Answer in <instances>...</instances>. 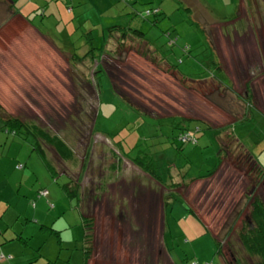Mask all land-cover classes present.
<instances>
[{
    "label": "rangeland",
    "instance_id": "374dc122",
    "mask_svg": "<svg viewBox=\"0 0 264 264\" xmlns=\"http://www.w3.org/2000/svg\"><path fill=\"white\" fill-rule=\"evenodd\" d=\"M94 1L90 0L87 8L91 9V4L96 7ZM238 2L137 0L138 15L128 16L133 28L140 26L137 22L141 18L156 20L154 15L148 16L150 10L161 12L157 25L143 22L148 23L147 40L158 48L160 56L153 55L154 46L151 52H146L138 42L129 40L124 46L137 48L139 55L134 50L120 56L117 44L118 55L114 57L113 50H109L102 61L103 71L100 69L96 74L91 64L80 67L74 64V85L64 87L63 84L60 91L61 87L50 83L52 93L45 91L43 95L41 90L35 92L33 83L39 80L45 84L46 75L34 74L30 62L41 59L44 48L35 49L34 38L24 33L28 26L14 19L6 5L0 3V75L6 79V86L24 83L20 87H29L27 90L31 92L14 94L13 101L0 93L4 99L1 103L11 110V115H17L27 125H35L50 139L62 140L72 150L71 158L62 159L40 136L43 156L35 150L33 137L6 132L0 119V191L10 204H0V213L4 216L0 225L3 224L1 230L5 233L0 236V244L13 257L8 264H168L163 258H155L160 229L148 220L150 214L158 210L159 215L161 209L165 210L171 193L178 189L175 185L181 183L177 179L179 173L188 174L187 178L192 180L200 178L213 170L220 159L225 163L212 178L194 183L184 180L188 186L180 188V194L206 224L209 235L199 218L187 209L184 198L174 195L169 209L171 233L167 247L171 254H179L177 264H259V257L252 256L244 247L241 236L248 231L249 223L253 231L256 229L248 210L255 198L264 202V175L258 178L257 169H252L251 163L243 159L246 150L227 137L229 132L223 136L228 152L222 156L218 141L220 130L191 121L202 119L213 127H221L241 119L243 106L231 92L240 93L242 84L239 89L234 83L230 88L220 82L194 84L183 81L173 72L177 68L192 79L213 76L205 66L210 63V45L217 53L223 52L217 48L216 25L223 29L225 36L233 35L234 29L240 34L250 27L261 30L264 0H244L239 14ZM248 40L252 38H246L247 46ZM233 41L241 45L244 39L233 38ZM228 44L223 39L225 49L230 47ZM248 55L251 57L250 52ZM108 73L113 83L107 78ZM50 75L53 74L50 72ZM48 80L56 81V77L49 76ZM27 81L29 86L25 87ZM3 83L0 80V86ZM91 89H95L93 94ZM254 123L258 124L257 119ZM185 125L191 128L197 125L201 129L197 133L198 145L179 142L180 126ZM254 127L259 135L261 126ZM234 135L257 160L264 158V145L259 147L257 135L247 127H239ZM145 155L148 158L143 162L147 167L151 165L149 168L157 179H149L145 176L148 173L133 166V159ZM19 164L25 168L19 170ZM259 165L264 170V165ZM71 180L73 187H79L82 192L86 207L82 209L89 216V226L94 228V232L87 230L88 244L82 242L85 234L77 208L79 197L71 194L75 191ZM165 182L171 185L167 186L168 193L163 189ZM44 191L46 196L42 194ZM161 192L166 193V205L159 198ZM247 193L250 201L245 198ZM99 201L106 204V208L101 207L102 213L107 218L114 217L107 231L106 223L96 231L98 212L94 210L99 211ZM89 206L92 208L88 209ZM96 232H99L98 248ZM216 242L222 246L220 255ZM84 246L90 258L87 263Z\"/></svg>",
    "mask_w": 264,
    "mask_h": 264
},
{
    "label": "crops",
    "instance_id": "0c3cea01",
    "mask_svg": "<svg viewBox=\"0 0 264 264\" xmlns=\"http://www.w3.org/2000/svg\"><path fill=\"white\" fill-rule=\"evenodd\" d=\"M1 1H6V0H1ZM8 1L12 2L15 8L17 9V11L20 13L17 16L12 15V17L14 19L17 18L18 20H21L23 24L28 26L26 27V30H24V33H27L28 37L30 33L31 36L34 38L33 41H34L35 49H37L38 46L44 48V53L41 55V59L32 60L30 62L31 69L35 71L34 74L37 73L40 75L44 73V76L46 75L45 84L41 81L39 82V80L36 81L37 83L39 82L38 84L33 83L35 92L38 90H41L40 94L42 95L45 93V91H47L48 94L52 93V91L50 90L52 88L50 83L53 84L54 87H61L63 86V84H64V87H66L67 84L74 85V80L72 76V69H74L73 67L74 64H76L78 67L83 66V65L87 66V64H89L90 66L91 64V66H93V69L96 70L95 71L96 74L100 71V69L103 71L105 68H104L102 61L108 55V51L113 50L111 51V53H114L113 54L114 57L118 55L116 52L117 41H114L112 39L114 37L119 39V36L118 35L114 36L112 34L110 35V33L107 32V29H109V27L112 25H122V26L125 25V26L133 27L132 24L129 22L128 16L131 15L132 13L134 16L138 15L137 10L135 9V3L137 2V0H131L127 4L122 3V2L115 4L114 3L115 0H96L94 1L96 3L95 4L96 7H94L93 4H91L92 6L91 9L87 8V6L90 5V0H8ZM105 1H107L110 5H108ZM131 4H132V7H129L131 6ZM243 4H244V0H239L238 10H237L238 14L240 13V7H242ZM77 6L78 7L84 6V7L83 9L76 10ZM92 10H94L95 12H93ZM122 10H125V11H122ZM245 17H246V14H245ZM159 19L160 18H158V20ZM236 20H238V18H236L234 21ZM28 21H31L33 25H31ZM143 22H151V21H147L146 19L141 18L140 21L137 22V24L140 26L139 27L135 26L134 28L140 29L143 32L147 33L149 31V28L147 25L148 23H143ZM216 26H217L216 36L218 38V41H217L218 45L217 44L216 45L218 49L222 48L223 52L219 50L220 52L217 53V51L214 50L213 47L210 45V48H211L210 63L207 66H205V70L213 73V76L208 77L206 75L201 78L194 77L192 79V77L190 78L186 76L188 74H183L177 68L174 69L173 72L179 75L183 79V81L195 82L194 84L205 83V82H220L222 85L230 88V85L233 86L232 83H234V86L236 87V89H239L240 84H242L243 89L240 88L241 90L240 93L234 92L236 93L234 94L236 99L239 102H241L243 106V112L241 114L242 117L241 119H238L236 121L234 120L232 123L229 122L228 124L223 125L221 127H216V126L213 127V125L208 124L205 120H202V119H192L191 121L209 125L213 129L220 130L221 133H219V136H218V141L220 142L219 143L220 146L222 145V139L224 138L223 136L225 132L232 133L233 136H235L234 134L235 132L238 133L239 127L241 129L247 127L248 130H250L253 134L257 135L258 131L254 126L255 125H257L258 127L261 126L260 134L257 135V138H258L257 143L260 145L259 147H261L264 145V26L262 25L261 30L259 29L254 30L252 29V27H250L249 30L244 31L242 34L239 33L238 29H234L233 35H227V36L224 35L223 29L219 25H216ZM144 27H146L145 30H144ZM21 34L23 36V31L21 32ZM104 37L108 39L106 42L107 52L102 54L101 58L98 60L95 59V54H93V56L88 57L87 56L88 53L92 51L93 47H95L94 46L95 38L103 39ZM241 37H243L244 39V42H242L243 44L235 45L233 38L237 39ZM250 37L252 38V40L250 41L248 40L249 45L247 46L245 44V41H246V38H250ZM76 39H80V42L77 44H76ZM223 39H225L227 43H229L228 44V46H230L229 48L225 49V47H223L222 45ZM131 41L138 42L139 45H142L147 50L146 52H151L152 50L151 46H154L152 43L148 45L147 42H139L133 39ZM146 44H147V47L145 46ZM134 50H135V53H137L138 55L140 54L138 53L137 48H127V47L123 49L120 48L118 52L120 56H123L125 53L129 54L133 52ZM153 52H154L153 55L157 54L158 56H160L158 48L155 47ZM249 52L251 53V57H249L248 55ZM219 54H221L222 57ZM74 55L77 58H82L83 61L78 63ZM138 55L136 56L138 57ZM163 60L165 63H167L164 58L162 59V61ZM224 60H225V66L223 65ZM8 63L11 64L12 59H10ZM10 68L14 69L13 66H11ZM50 72L53 75H50ZM49 76H55L56 81H52L53 82L52 83L51 80H48ZM0 77H1L0 80L4 81L2 86H0V93L6 96L7 98L9 97L10 99L12 95L19 94L20 92H24L25 94H31L30 90H27L29 89L28 86H29L30 81L25 82V87H28L27 89H25L23 87H20L21 85L24 86V83L20 84L19 82H17L16 87H14V84L12 83L8 84L9 86H6L5 85L6 79H4V76L2 75H0ZM107 78L113 83L111 75L108 74ZM84 83L88 86L91 85L90 83H87V81H85ZM98 85L100 87L99 82H98ZM60 91H62V87L60 88ZM94 92H95V89L91 91L92 94ZM98 95H100V93ZM119 95L122 97L121 93H119ZM3 100L4 99L0 98V103ZM11 100L13 101V98H11ZM4 108H5V105H4ZM179 118H183V117H179ZM256 119H257L258 124L254 123ZM233 127H235L234 130H233ZM247 133H249V131H247ZM237 144L240 146V148H243L244 150H246L248 154H251L253 159H255L254 154H252L249 151V149H247L246 145H243V144L241 145L239 140ZM222 151H223V148H222ZM223 155H224V151H223L222 156ZM260 160L261 159L259 158L257 160L258 162L257 161L256 162L264 165V158L261 161ZM224 161L225 160L223 159L222 164L225 163ZM222 164L220 167H222ZM133 166L136 167V165L134 164ZM136 168L140 170L139 167H136ZM145 176H147L149 179L152 178L151 176L147 174H145ZM187 176L188 174L184 175V173H179L177 175V179L181 180V183L178 182V184H183L184 180H185V183L186 182L190 183L191 181H193L191 178H187ZM170 178H173V177L171 176ZM153 181L155 180L153 179ZM155 182L157 184H161L158 181H155ZM167 186L170 187L171 185H169L168 182H165V186L163 187V189L165 190L164 192L166 193H168ZM164 192H161L159 198H161L166 205V202H165L166 193ZM176 192L178 193L175 194ZM180 192H181V189L173 190V193H171L172 194L171 200H169L170 201L169 204L165 206V210L163 211L161 209V214L159 215H157L158 210L156 211V213L151 212L150 217L148 219L149 221L151 220L150 222L153 223L152 225H154V223L157 226L159 225V229H160V237L158 241H156V245L158 246V254L155 256V258H163L164 261L167 262L168 264H177V262L180 259L179 254H176V255L171 254L170 250L167 247L168 234L171 233L170 221H169V216H170L169 209H170V206L173 205L174 195H180L181 197H183L180 194ZM81 193L82 192H80V194ZM83 196H84V193H83ZM105 201L107 200L105 199L104 203ZM184 201L186 205L189 206L190 208L191 206L188 204V201L186 200V198H184ZM97 205H99L100 208H99V211H96V208L94 210V213L98 212V220H96V224L98 227H96V231L97 230L100 231V228L103 226V223H106V231H107L109 230L108 223L111 224V221L112 219L114 220V217L111 216L107 218L106 215L102 213L101 207L104 206L106 208V204H103L102 202L100 203L99 201ZM82 207L86 208L85 205H83V198H81V195H80L79 205L77 204L80 218L83 217L85 219H88L89 216L85 215V211L84 209H82ZM91 208L92 207L89 206L88 209H91ZM15 211L16 213H18L17 209H15ZM152 213H155V215H153ZM0 216H3V215L0 213ZM157 217H159V219L156 220ZM3 218L4 216L2 217V219ZM7 224L9 225V223ZM2 226L3 224L0 225V229L2 228ZM91 229L94 232V228L91 227ZM86 233H88V231H86ZM98 234L99 232H96L95 234V238H96L95 246L97 248L99 247V241L97 237ZM140 242L141 241H138V243ZM1 248H2V252L5 255H9L7 254V250L5 251L3 249L5 247H1ZM98 252H99V249L97 251V255H98ZM104 252H105V249L103 248L102 257L104 256ZM106 257L107 255L105 256V258ZM123 259H124V256L122 257V260ZM2 264H8V263L5 262Z\"/></svg>",
    "mask_w": 264,
    "mask_h": 264
},
{
    "label": "trees",
    "instance_id": "16d2710c",
    "mask_svg": "<svg viewBox=\"0 0 264 264\" xmlns=\"http://www.w3.org/2000/svg\"><path fill=\"white\" fill-rule=\"evenodd\" d=\"M130 1L131 0H115L114 3L117 4L119 2H122V3H126L127 4ZM0 3L6 5L7 9L9 10L8 14L14 15V16L15 15L17 16V15L20 14L17 11V9L15 8V6H14V4L12 2H10L8 0H6V1H1L0 0ZM155 11H157V12H155ZM151 15H154L155 17H157L156 20L151 21V23L153 25H157L158 18H159L158 16L161 15V12L158 9H152L148 13V16H151ZM144 19H147V17L146 18L144 17ZM28 22L31 25H33V23L31 21H28ZM107 32H109L110 35L112 34L114 36H117V35L119 36V39L116 38V37H114L112 39L114 41H117V44L119 45L118 49H120L121 47L125 48V46H124L125 41L132 40V39L136 40V41H139V42H147L148 45L150 43H152L150 40H147L146 32H143L142 30H138L137 28L135 29V28H133L131 26L112 25V26L109 27V29H107ZM81 40H82V38H81ZM107 40L108 39H106V37H104L103 39L95 38V40H94L95 41L94 42V44H95L94 46L95 47L92 48V51H90L87 56L90 57V56H93V54H95V59H97V60L100 59L102 54L107 52V50H106V47H107L106 42H107ZM79 42H80V39H76V44L79 43ZM108 52H110V51H108ZM74 57H75V55H74ZM75 58H76V61L78 63L83 61L82 58H77V57H75ZM99 89H100V87H99ZM231 93L236 94L234 92H231ZM10 111L11 110L7 109L6 107L4 108L3 104L0 103L1 124L6 127L5 128L6 132H8V133L11 132L13 135H21L22 137L23 136L33 137L35 142H36L35 150H38L40 152V154H42L43 156L45 155V151L43 150V148L41 147V145L39 143V137L40 136H42V138L46 139L48 141V143L51 146L54 147V149L56 150V152L59 154V156L62 159H65V158L69 159V158L72 157V154H71L72 150L62 140H59L58 138L50 139L49 136L46 133H44L43 131H41L40 129H38V127H36L35 125L34 126L33 125H27L26 123L21 121L18 117H16L17 115H13V114L11 115V113H9ZM181 119L185 120V121H189L188 119H185V118H181ZM236 120H238V119H236ZM206 126L210 127L209 125H206ZM180 127H181V133H179L178 136H177L179 142L182 145H198V138H197L198 134L197 133L200 132L201 129L199 127H197V126L195 128H191V127H188L186 125L185 126H180ZM0 128H1V126H0ZM94 128L95 127H93V129ZM190 132H193L195 134V140L196 141L195 142H188V143L183 142V138ZM227 137L231 138V140H234V142H236V143L238 142V140L235 138V136H233L232 133H230V135H228ZM170 141H171V145L172 146L175 145V141H174L173 137L170 138ZM221 146H222L223 151H224V153L226 155L227 152H228V149H227L228 145H227V143L225 141V138L222 139V145ZM145 154H148V153H145ZM125 158H127V157H125ZM147 158H148V156L145 155L144 158L138 157L137 159H133L132 162H133L134 165L139 167L141 170H143L146 173H148L149 176H151L154 179H157V177L154 176L152 174L151 170H150L151 165L149 166L150 167L149 168L143 162V160L147 159ZM243 159H245L247 163H251L252 169H254V168L257 169V172H258L257 176H258L259 179H260V177H262L264 175V170L261 168L259 163H257L258 161L256 160V158L253 159L251 154L245 153V156L243 157ZM221 164H222V161L220 159L218 165L213 170L207 172L206 175H204V176H202L200 178L193 179V181H191V182L194 183L196 181H201L203 179L212 178L217 173V171L220 168ZM17 168L19 170H23L25 168V166L22 165V164H19L17 166ZM252 169L249 170L250 173L252 172ZM183 186H188V185H185V183L184 184L175 185V187H177L178 189L182 188ZM71 187L75 189V191H73L71 194L74 197L75 196L79 197V199H80V188L79 187L77 188V186L73 187V181L71 182ZM250 196H252V195L250 194ZM245 198H248L249 201H250V197H248V193L245 194ZM7 201L8 200L2 196V193L0 191V204H4L5 206L6 205L9 206L10 204H8L9 202H7ZM33 206L35 207L36 204L34 203ZM187 209L195 217L199 218V221L206 228L205 229L206 230L205 233L209 235L208 228H207L206 224L201 220V218L197 215V213L194 211V209L191 208V207L189 208V206H187ZM248 212H249V216H250L249 217L250 221H251V223H253V226L256 229H255V231H253L251 229L252 225L249 223L247 225V227H248L247 230L248 231H245L244 233H242L241 241L243 242L242 244L244 245V247L251 253L252 256H258L259 257V259H260L259 264H264V202H262L258 198H255L253 201H251V210H248ZM2 217L3 216H0V221L2 220ZM81 220H82V223H83L84 234H85L82 242L84 244L85 243L88 244L89 243L88 242L89 238H88V233H86V231L91 229V227L89 226L88 219H85V218L81 217ZM88 227H90V228H88ZM1 235H5V233H4V231H1V229H0V236ZM10 240H13V239H10ZM216 243H217V247H218V254L220 255V253L222 254V252H221V249H222L221 247L222 246H221L220 243H218V242H216ZM1 247L2 246L0 244V264L5 263V262H11V260H13V257L9 256V255H5L2 252V248ZM84 251H85V255H86V259H87L86 263H87L88 260L90 259L89 258V253H88V250H87V246L84 248ZM221 261H222V259H221Z\"/></svg>",
    "mask_w": 264,
    "mask_h": 264
},
{
    "label": "built area",
    "instance_id": "2783aa9c",
    "mask_svg": "<svg viewBox=\"0 0 264 264\" xmlns=\"http://www.w3.org/2000/svg\"><path fill=\"white\" fill-rule=\"evenodd\" d=\"M157 12V11H155ZM149 13V12H148ZM188 49L186 48L185 51H187ZM195 134L193 132L188 133L184 138H183V142L188 143V142H195ZM44 196L47 195V192L45 193V191L42 193Z\"/></svg>",
    "mask_w": 264,
    "mask_h": 264
},
{
    "label": "water",
    "instance_id": "95a60500",
    "mask_svg": "<svg viewBox=\"0 0 264 264\" xmlns=\"http://www.w3.org/2000/svg\"><path fill=\"white\" fill-rule=\"evenodd\" d=\"M109 74V73H108ZM110 75V74H109Z\"/></svg>",
    "mask_w": 264,
    "mask_h": 264
}]
</instances>
